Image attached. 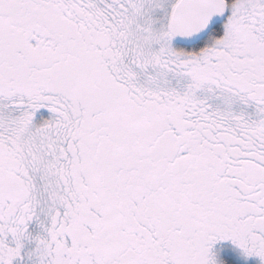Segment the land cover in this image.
I'll list each match as a JSON object with an SVG mask.
<instances>
[{"label":"snow or ice","instance_id":"1","mask_svg":"<svg viewBox=\"0 0 264 264\" xmlns=\"http://www.w3.org/2000/svg\"><path fill=\"white\" fill-rule=\"evenodd\" d=\"M0 264H264V0H0Z\"/></svg>","mask_w":264,"mask_h":264}]
</instances>
